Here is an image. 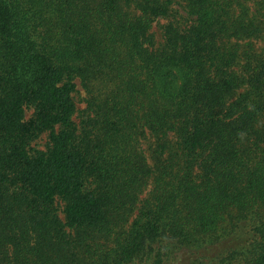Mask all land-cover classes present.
<instances>
[{"label": "trees", "instance_id": "16d2710c", "mask_svg": "<svg viewBox=\"0 0 264 264\" xmlns=\"http://www.w3.org/2000/svg\"><path fill=\"white\" fill-rule=\"evenodd\" d=\"M0 264H264V0H0Z\"/></svg>", "mask_w": 264, "mask_h": 264}, {"label": "rangeland", "instance_id": "374dc122", "mask_svg": "<svg viewBox=\"0 0 264 264\" xmlns=\"http://www.w3.org/2000/svg\"><path fill=\"white\" fill-rule=\"evenodd\" d=\"M81 99L80 97H77V100ZM77 107L78 109H82L83 108V104L78 101L77 103ZM47 137L45 134H43L42 136H40V138L38 140L35 141L34 145L37 149L40 150H44L46 148L47 145ZM60 217L63 218L62 214H60Z\"/></svg>", "mask_w": 264, "mask_h": 264}]
</instances>
